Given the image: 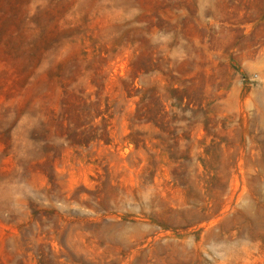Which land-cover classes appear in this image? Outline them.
I'll use <instances>...</instances> for the list:
<instances>
[{
	"label": "rangeland",
	"instance_id": "obj_1",
	"mask_svg": "<svg viewBox=\"0 0 264 264\" xmlns=\"http://www.w3.org/2000/svg\"><path fill=\"white\" fill-rule=\"evenodd\" d=\"M0 264H264V0H0Z\"/></svg>",
	"mask_w": 264,
	"mask_h": 264
}]
</instances>
